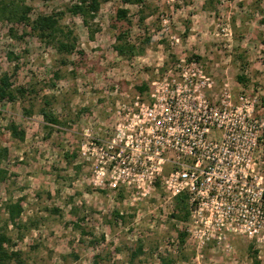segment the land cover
Segmentation results:
<instances>
[{
	"label": "rangeland",
	"instance_id": "rangeland-1",
	"mask_svg": "<svg viewBox=\"0 0 264 264\" xmlns=\"http://www.w3.org/2000/svg\"><path fill=\"white\" fill-rule=\"evenodd\" d=\"M75 1H29L31 17L66 11ZM147 2L155 13L142 27L139 4L103 3L94 38L80 16L67 12L61 22L77 37L68 54L29 34L25 24L0 19V76L7 72L15 86L36 92L18 102L0 99V149H8L1 162L8 174L0 180V221H8L6 204L21 200L20 225L9 222L7 232L29 264H164V258L171 264H264L263 241L224 227H209L215 234L209 239L193 235L189 214L176 212V200L161 188L139 189L128 179L114 187L107 167L106 176L99 174V152L89 155L88 136L101 143L112 139L123 102L137 94L149 101L153 82L181 59L197 61L210 77L211 100L226 86L236 104L246 89L264 106V0ZM120 7L133 20L129 40L144 52L129 57L116 51V25H125L116 20ZM44 95L60 123L41 114ZM11 121L25 130L24 140L11 136ZM140 243L143 252L132 258Z\"/></svg>",
	"mask_w": 264,
	"mask_h": 264
},
{
	"label": "built area",
	"instance_id": "built-area-1",
	"mask_svg": "<svg viewBox=\"0 0 264 264\" xmlns=\"http://www.w3.org/2000/svg\"><path fill=\"white\" fill-rule=\"evenodd\" d=\"M211 89L199 63L181 59L153 82L149 101L123 102L112 139L87 134L89 155L99 152V174L107 167L114 187L128 179L168 200L186 194L193 235L209 239V227H224L264 242V106L246 89L238 104L230 88L215 100Z\"/></svg>",
	"mask_w": 264,
	"mask_h": 264
},
{
	"label": "trees",
	"instance_id": "trees-1",
	"mask_svg": "<svg viewBox=\"0 0 264 264\" xmlns=\"http://www.w3.org/2000/svg\"><path fill=\"white\" fill-rule=\"evenodd\" d=\"M29 1L33 0H0V19L9 21L12 24H25L30 29L29 34L36 36L44 44L54 47L60 53H72L75 48L76 34L75 31L68 25H63L61 19L69 12L73 16H80L83 23L88 28L89 36L95 37L99 28L95 26V18L97 17L103 3L111 0H76L66 11L52 12L49 14L39 13L35 17H31L32 6ZM48 1V0H42ZM125 5L139 4L138 10V24L140 27L144 25L148 16L155 13V9L150 10L147 0H122ZM116 20L123 22L125 25L120 27L116 25L118 32L116 35L115 49L118 54L123 56H134L142 53L145 50L144 46H137L129 40L130 27L133 24L132 18L129 16V9L120 7L117 9ZM129 26V28H127ZM11 33L16 35L14 28H10ZM26 35L28 33L26 32ZM264 44V39L262 40ZM149 42V39L148 41ZM59 78V74L57 75ZM238 79L244 82L243 75L238 76ZM146 86H142L140 90L143 92ZM29 92L34 93L35 89L28 90L24 86H15L12 81V76L5 72L0 76V99L9 100L11 102H18L25 98ZM36 93V92H35ZM49 95L43 96V106L40 108L41 114L50 124L60 123L58 117L51 109V100ZM264 100V98H263ZM32 109L25 108V112L32 114ZM7 129L13 138L24 140L26 132L15 121H11L7 125ZM8 149H0V180L7 177L8 171L1 167L2 160L7 156ZM177 207L176 212H183L189 214L188 198L186 194H180L176 197ZM8 213V221L3 224L0 221V264H29L25 258L24 252L20 249L14 248L13 239L7 232V226L12 223L15 226L20 225L21 215L23 212V205L21 200L15 202L10 201L5 206ZM117 217H121L119 212H115ZM178 217L179 214H173ZM186 234L181 233L182 242L185 240ZM143 252V245L140 243L135 251L132 252V258H135L139 253ZM77 258V256H75ZM163 259L164 264H171V260Z\"/></svg>",
	"mask_w": 264,
	"mask_h": 264
}]
</instances>
